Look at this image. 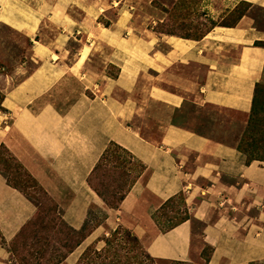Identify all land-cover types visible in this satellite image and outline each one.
<instances>
[{
	"label": "crops",
	"instance_id": "0c3cea01",
	"mask_svg": "<svg viewBox=\"0 0 264 264\" xmlns=\"http://www.w3.org/2000/svg\"><path fill=\"white\" fill-rule=\"evenodd\" d=\"M232 1L226 14L239 2L264 9V0L224 2ZM68 7L56 0H0V25L32 43L27 61L11 74L0 72V146L68 228L81 230L90 210L101 211L102 222L63 263L76 262L122 226L154 259L194 262L195 254L204 263L206 247V264H264V161L247 163L236 148L246 127L233 140H217L174 117L188 99L247 116L264 78V48L255 45L264 42V31L242 15L234 26L214 27L197 39L144 34L132 31L121 12L113 30L93 28L87 45L90 30L84 21L76 27ZM75 35L82 44L70 59ZM109 65L116 67L112 78L104 73ZM110 143L142 166L117 209L88 185ZM180 196L188 220L160 232L157 215ZM36 214V204L0 172V264L10 263L8 246ZM194 222L201 225L199 247Z\"/></svg>",
	"mask_w": 264,
	"mask_h": 264
},
{
	"label": "rangeland",
	"instance_id": "374dc122",
	"mask_svg": "<svg viewBox=\"0 0 264 264\" xmlns=\"http://www.w3.org/2000/svg\"><path fill=\"white\" fill-rule=\"evenodd\" d=\"M224 1L56 0V4L69 6L67 14L75 23L77 22L76 27L78 29L79 24L83 21L86 23V28L90 30L91 35L87 36L86 40L84 39L87 45L90 40L94 39L92 36L93 28L113 30V28H116V21L119 20L121 12H125L124 14L129 17L130 22L127 26L132 31L143 32L144 34H146V30H151L156 35L197 39L214 27L233 25L242 13L253 20L254 26L258 30L264 31V9L256 6L250 8L245 3L239 2L230 13L226 14V11L235 2ZM217 9H220L221 15L215 12ZM56 32L57 29L48 32V35L50 33V37H52ZM81 41L80 35L70 38L68 42V57L70 59L78 54L82 44ZM31 44L22 34L0 25V72L11 74L13 70L18 68L21 60L27 61L31 56ZM98 58V54L90 56V59H94V61ZM27 68L29 72L34 68L32 62L27 63ZM104 73L106 77L112 78L116 75V67L109 65L105 68ZM188 100L174 114V117L178 119L182 117L179 122H185V125L191 128L200 127L211 137L225 141L233 140L247 124V127L249 124L250 126L253 124L254 127L252 131L249 129L247 136L252 137L251 141L255 142L261 150H264V78L255 91V112L251 110L247 116L220 108L199 107ZM253 112L256 113L255 117ZM0 170L12 185L39 204V211L30 223L20 231L17 242L15 241L14 244L8 246V250L11 249L14 252V256L10 254V263L8 264H19L20 262L22 264H56V261L63 257L68 249L74 245L77 237L72 235L69 228L62 222L55 206L32 182L22 167L2 148H0ZM138 172L139 164L137 162L127 154L112 147L108 157L90 178V185L99 188L105 195L107 202L114 204L116 200L112 197V192H115L116 198L125 193ZM186 216L187 212L183 206L182 197H176L157 215L156 227L160 232H164L178 224ZM100 222H102L101 211L93 208L90 210L85 230L91 232ZM192 226L194 229V246L199 247L200 242L197 233L200 232L201 225L194 222ZM122 228L126 230V228ZM114 229L109 230L98 241L89 246L101 248L103 246L102 240L109 237ZM140 245L144 250L141 243ZM208 252V249L203 247L201 258L204 259ZM192 257L193 264H204L195 254ZM169 262L160 260L157 261V264H169ZM72 264H76V262Z\"/></svg>",
	"mask_w": 264,
	"mask_h": 264
},
{
	"label": "trees",
	"instance_id": "16d2710c",
	"mask_svg": "<svg viewBox=\"0 0 264 264\" xmlns=\"http://www.w3.org/2000/svg\"><path fill=\"white\" fill-rule=\"evenodd\" d=\"M246 5H247V7H249L248 4H246ZM242 15H243V13L238 16V18L236 19V22L231 26H234L238 22V20L242 17ZM231 26L220 25L219 27H231ZM186 39H190V38H186ZM255 45L264 48V42H256ZM258 87H259V84L256 85L255 91ZM255 91H254V97L252 100V108H251V110H253L254 112H255ZM1 101H2V95L0 94V103H1ZM0 111H3V109L1 107H0ZM253 116L255 117L256 113H254ZM247 125H246V128L244 129L242 135L240 136V139H238L236 148L238 149V151H240L242 154H244L246 156V162L247 163L254 161V160L264 161V150H261V148H259L258 145L255 144V142L251 141V139H253L252 137L247 136V132H249V129H250V131H252L254 125L251 124V126H250V124H249L250 128H249V126L247 127ZM112 147L117 148L119 151H121V152L127 154L129 157H131V155L126 150H124L123 148L119 147L118 145H116L114 143H110L107 146V148L104 150L102 156L100 157V159L96 163L94 169L92 170V172L88 178V185L96 193V195L98 197H100L104 203H106L107 207L112 208V209H117L131 186L128 188V190L125 193H122L117 198L115 197V195H116L115 192H112L111 195L116 200V202L114 204H110V202H107L105 195L102 193V191L99 188H96V187L90 185V178L97 171V169L100 167L101 163L108 157ZM0 148H2V150L7 152V150L3 146H0ZM7 154H9V153L7 152ZM131 159H132V157H131ZM13 160H14V158H13ZM141 170H142V166L139 165V172L137 173L135 179L137 178V176ZM0 172L5 176V174L1 170H0ZM5 178H6V181L8 182V184L10 186H12L15 189H17L18 191H20L16 186L12 185L7 180L6 176H5ZM135 179H134V181H135ZM134 181L132 182V184L134 183ZM32 182L47 197V199L54 205V203L48 198V196L36 184V182L33 180H32ZM20 192L22 194H24L22 191H20ZM27 198L30 199L29 197H27ZM30 200L34 204H36L37 212H38L39 211V204L34 202L32 199H30ZM170 201L166 202L164 207ZM164 207H163V209H164ZM55 209H56V206H55ZM187 218H188V216H186L184 218V220ZM86 225L87 224H85L83 226V228L79 231H74V230L69 228V231L71 232L72 235H75L77 237V240L74 242V245L68 249L66 254L63 257H61L58 261H56V264H60L62 261H64L66 259V257L71 252H73V250L75 248H77L80 245V243L88 236L90 231L85 230ZM175 226H177V224ZM175 226H173L172 228H174ZM85 231H86V233H85ZM19 235L20 234H18L16 236V238L12 241L11 244H14L15 241L17 242V238ZM102 241H103V246L99 249L96 248L95 246L86 247L84 249V251L81 253V255L78 257L76 264H157V261H160V260H156V259L151 258L142 249L140 243L138 242V239L130 231H128L127 229L124 230L121 226H117L109 234V237H105ZM207 249L209 252H208V255L203 259L204 264L207 263L208 257L211 253V249L210 248H207ZM8 251L12 256H14V252L11 249H9ZM14 251H15V249H14ZM19 264H22V262H20ZM169 264H193V262L170 261Z\"/></svg>",
	"mask_w": 264,
	"mask_h": 264
}]
</instances>
